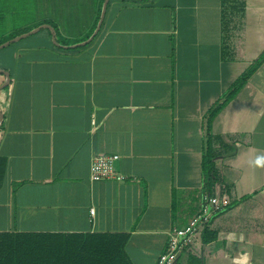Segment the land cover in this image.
Wrapping results in <instances>:
<instances>
[{
    "label": "crops",
    "instance_id": "1",
    "mask_svg": "<svg viewBox=\"0 0 264 264\" xmlns=\"http://www.w3.org/2000/svg\"><path fill=\"white\" fill-rule=\"evenodd\" d=\"M104 1L36 0L0 32L24 34L0 50V232L126 234L154 264L200 212L206 116L264 55V0H108L82 45ZM210 131L228 206L174 264H264V62ZM99 154L124 180L90 181Z\"/></svg>",
    "mask_w": 264,
    "mask_h": 264
},
{
    "label": "trees",
    "instance_id": "2",
    "mask_svg": "<svg viewBox=\"0 0 264 264\" xmlns=\"http://www.w3.org/2000/svg\"><path fill=\"white\" fill-rule=\"evenodd\" d=\"M235 1L221 0L225 10L235 9ZM98 21L99 18L97 23ZM91 36L92 34L80 43ZM5 42H0V45ZM263 62L264 55L235 80L206 116V141L201 159L204 189L209 196H217L221 201H228L230 196L215 169L214 159L217 152L214 145L220 139L211 134L210 125L213 118L233 99ZM4 170L5 163L0 159V188ZM127 241L126 234L0 232V264H131L124 250Z\"/></svg>",
    "mask_w": 264,
    "mask_h": 264
},
{
    "label": "built area",
    "instance_id": "3",
    "mask_svg": "<svg viewBox=\"0 0 264 264\" xmlns=\"http://www.w3.org/2000/svg\"><path fill=\"white\" fill-rule=\"evenodd\" d=\"M116 155H95L89 168L91 182L99 180H124L115 171ZM228 206L227 201H221L217 196H209L206 192L201 197L200 212L182 228H174L169 234L165 250L156 259L154 264H174L177 256L198 243L199 233L209 225L211 218L221 213ZM93 215V210H90Z\"/></svg>",
    "mask_w": 264,
    "mask_h": 264
},
{
    "label": "rangeland",
    "instance_id": "4",
    "mask_svg": "<svg viewBox=\"0 0 264 264\" xmlns=\"http://www.w3.org/2000/svg\"><path fill=\"white\" fill-rule=\"evenodd\" d=\"M36 13V0H0V16H2L0 19V32L2 30L7 32L25 25ZM19 34L21 33L19 32ZM19 34L16 32L14 35L6 37V42L12 40L10 39L12 37L15 39L16 35ZM19 36H24V34ZM13 45L16 44H12L9 47H15Z\"/></svg>",
    "mask_w": 264,
    "mask_h": 264
},
{
    "label": "water",
    "instance_id": "5",
    "mask_svg": "<svg viewBox=\"0 0 264 264\" xmlns=\"http://www.w3.org/2000/svg\"><path fill=\"white\" fill-rule=\"evenodd\" d=\"M107 2H108V0H105L104 3H103L101 15H100V18H99V21H98V24H97L95 32L93 33V35L85 43H82V45L91 42L93 40V38L96 36V34H97L101 24H102L103 18H104V13H105V8H106V5H107ZM13 42L14 41H10V42H7V43H4V44L0 45V50L4 49L10 43H13ZM3 74L6 76V79H7L6 81L8 82L9 81V74H7V73H3ZM1 121H2V117H1V114H0V123H1Z\"/></svg>",
    "mask_w": 264,
    "mask_h": 264
},
{
    "label": "clouds",
    "instance_id": "6",
    "mask_svg": "<svg viewBox=\"0 0 264 264\" xmlns=\"http://www.w3.org/2000/svg\"><path fill=\"white\" fill-rule=\"evenodd\" d=\"M261 161H264V157L258 158L257 163H260Z\"/></svg>",
    "mask_w": 264,
    "mask_h": 264
}]
</instances>
